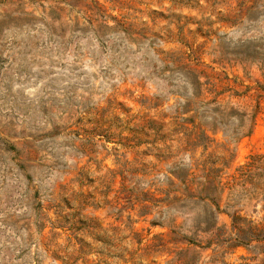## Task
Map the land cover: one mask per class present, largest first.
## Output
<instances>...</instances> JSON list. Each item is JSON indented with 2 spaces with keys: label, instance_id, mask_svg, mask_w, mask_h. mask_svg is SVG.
<instances>
[{
  "label": "rangeland",
  "instance_id": "374dc122",
  "mask_svg": "<svg viewBox=\"0 0 264 264\" xmlns=\"http://www.w3.org/2000/svg\"><path fill=\"white\" fill-rule=\"evenodd\" d=\"M0 264H264V0H0Z\"/></svg>",
  "mask_w": 264,
  "mask_h": 264
},
{
  "label": "trees",
  "instance_id": "16d2710c",
  "mask_svg": "<svg viewBox=\"0 0 264 264\" xmlns=\"http://www.w3.org/2000/svg\"><path fill=\"white\" fill-rule=\"evenodd\" d=\"M261 236H259L257 233L256 234H252L251 239L255 240V239H260ZM244 242H242L240 239L235 238L234 239V243L232 244V247H238L240 245H242Z\"/></svg>",
  "mask_w": 264,
  "mask_h": 264
}]
</instances>
